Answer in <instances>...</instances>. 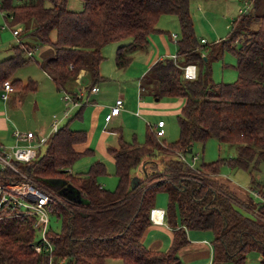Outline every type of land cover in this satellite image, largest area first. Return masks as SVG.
Instances as JSON below:
<instances>
[{
	"label": "trees",
	"instance_id": "obj_1",
	"mask_svg": "<svg viewBox=\"0 0 264 264\" xmlns=\"http://www.w3.org/2000/svg\"><path fill=\"white\" fill-rule=\"evenodd\" d=\"M67 3L0 1L5 18L21 25L14 27L19 43L11 46L13 53L0 59V85L32 59L23 56L24 50L31 54L33 45L22 40L30 36L37 44L53 45V53L39 63L57 90L78 81L90 93L104 79L100 73L104 45L130 37L114 54L116 66L125 68L132 57L124 48L147 44L150 33L162 31L156 25L160 15L175 14L179 24L176 58H157L140 76L139 87L144 90L149 84L152 96L158 98H183L176 114L179 136L165 142L148 130L145 141L137 143L124 140L120 133L118 145L109 147L118 178L116 187L110 189L97 180L106 172L101 161L93 162L86 171L71 170L76 159L92 152L89 147H75L86 140V131L71 128V119L59 123L56 130L51 128L44 151L39 155L36 151L33 159L20 164L50 195L45 231L50 246L34 226L33 214L8 215L21 207L3 203L0 264H108L110 259L120 264H183L179 249L188 243L189 229L211 230V264H247L251 250L261 255L264 264V202L247 191L239 192L219 175L223 163L248 170L259 169L264 162V13L240 12L229 34L208 44L195 34L190 0H81L79 9ZM239 37L242 43L235 46ZM224 49L236 55L237 76L231 81H214L211 61ZM187 63L196 65L193 78L183 74ZM82 69L86 70L84 77L76 80ZM10 82L11 88L36 89L34 79L22 83L12 78ZM83 106L73 116H81ZM122 107L123 102L120 111ZM211 136L234 144L235 156L202 161L197 166L182 159L192 143L205 142ZM7 176L19 178L10 168L4 169L0 180ZM261 182L252 187L264 196ZM159 192L167 196L163 222L172 228V238L167 247L152 249L142 236L151 223L150 209ZM51 215L60 219L58 230L50 223ZM34 244L41 245L40 251Z\"/></svg>",
	"mask_w": 264,
	"mask_h": 264
},
{
	"label": "rangeland",
	"instance_id": "obj_2",
	"mask_svg": "<svg viewBox=\"0 0 264 264\" xmlns=\"http://www.w3.org/2000/svg\"><path fill=\"white\" fill-rule=\"evenodd\" d=\"M67 5L72 9L82 7L81 0H68ZM189 8L197 38H204L210 44L225 38L229 34L231 23L240 12L264 13V0H190ZM3 15L4 10L0 8V26L3 25L0 31V59L13 53L11 46L18 44L19 38L13 33L12 29L21 26L11 24L10 19L5 18ZM156 25L162 31L150 33L147 44L135 48H124V53L132 57L131 62L125 68L116 66L114 54L119 45L131 40L130 37L109 42L102 47L101 52L104 58L100 62V73L104 79L97 83L99 89L96 93H89V89L85 88L84 82L78 81H73L66 89L56 90L44 66L39 63L53 53V45H40L33 37H23L22 40L33 45L30 49L31 54L24 50L23 56L31 55L32 59L19 66L9 80L17 78L22 83H27L29 79H34L36 89L22 90L21 88L12 87L6 91L7 97L4 99L1 96L3 88L0 85V117L3 119L0 118V142L6 146L13 145L15 143L12 135L14 130H31L39 137L48 136L53 127V122L56 121L61 126L71 119L69 121L71 128L83 129L87 133L86 140L77 143L75 147L81 150L89 145L92 149V152L85 153L76 159L71 165V170L73 172L86 171L93 162L101 161L105 165L106 172L99 175L97 180L107 188H115L118 178L115 174L114 162L109 153L108 145L109 147L118 145L117 138L120 133L126 141L143 143L146 132L153 130L150 124H154L161 118L165 124L163 126L164 134L160 138H164V141L167 142L175 140L179 136L176 114L178 113L177 106L181 105L182 102L175 105L159 106L163 101L176 100L179 97L158 98L152 96L149 91L151 88L149 84V88L144 90L139 87L141 74L146 71V67L148 68L153 60H156L160 55L161 57L170 56V54L176 52V40L179 38L177 16L163 13ZM174 33L175 36H173ZM241 39L239 37L235 40V46L242 43ZM20 46L25 48L24 43ZM236 62V55L230 50L224 49L218 57L211 61L213 80H233L237 76ZM80 71L83 74V69ZM77 89H83V97L80 103H83L84 106L81 116H73L80 104L71 107V103H66L63 99L65 92L72 94ZM138 91L143 93L142 96L138 95ZM118 96L122 97L127 108L122 117H112L111 120L105 122L101 109L106 107L109 110ZM143 97H147L152 104H144L145 106L141 105V108H139L137 101L142 102ZM131 100L133 101V107L126 105ZM137 111H139V114H137ZM104 136L105 139H103ZM44 149L45 142H42L37 148L38 155ZM236 152L234 144L221 142L211 136L205 142L192 143L191 151H187L183 156L189 165L197 166L202 161L235 156ZM137 174H141L140 168H138ZM219 175L226 184L228 179L231 184L238 187L239 192L247 191L254 199H258L250 192V189H253L252 184L258 180L262 181L261 184L264 185V162L259 164V169L250 167L248 170L239 167L233 168L223 163L220 166ZM166 199L165 193H158L156 206L165 209ZM50 223L56 230L60 228V219L53 215L50 216ZM195 230L196 232L205 231L207 234L204 232L200 236L203 235L204 240L211 244V230ZM36 236L38 238L39 232ZM260 259L261 255L255 250L247 253V264H262ZM116 263L120 264V261L117 259L108 261V264ZM192 264L197 263L193 262ZM222 264L233 263L232 261H226Z\"/></svg>",
	"mask_w": 264,
	"mask_h": 264
},
{
	"label": "built area",
	"instance_id": "obj_3",
	"mask_svg": "<svg viewBox=\"0 0 264 264\" xmlns=\"http://www.w3.org/2000/svg\"><path fill=\"white\" fill-rule=\"evenodd\" d=\"M3 25L0 26V30ZM14 34H17V29H12ZM204 39H202L203 41ZM30 54V51H28ZM173 59L176 58L175 54L171 56ZM183 74L186 78H193L196 75V65L194 63H187L184 65ZM3 91L1 93L2 98L7 97V90L11 89L10 80H5L3 82ZM98 87L96 85L90 88V92L93 93L97 91ZM83 97V89L77 90L74 94L66 93L63 95V99L66 103H71L70 106L81 104V99ZM88 99V98H87ZM123 99L121 96L115 99V103L111 105L109 111L104 115V120L107 122L111 118L118 114L122 105ZM57 122H53L52 130H56ZM153 127L152 132L156 137H161L163 135V125L164 120L158 119L154 124H150ZM15 143L11 146H6L0 142V175L3 174L5 168H10L14 171L19 178H12L7 176L6 179L0 180V208L3 203L10 204L12 207L20 208V211H15L14 213H9L8 215H18L19 213L33 214L35 216L34 226L39 227L42 240L47 242L45 237V231L47 229L48 223V212L46 209V204L50 200V195L47 191L36 185L27 174V171L20 167V164L27 163L33 159L36 155L37 148L42 142L45 141V136H38L34 131H20L14 130L12 132ZM182 159L184 156L181 155ZM186 161V160H185ZM250 192L256 196L259 200L264 202V196H261L256 190L250 189ZM150 219L155 223H163L164 208L153 207L150 209L149 213ZM50 246V245H49ZM36 251H40L41 245L34 244Z\"/></svg>",
	"mask_w": 264,
	"mask_h": 264
},
{
	"label": "crops",
	"instance_id": "obj_4",
	"mask_svg": "<svg viewBox=\"0 0 264 264\" xmlns=\"http://www.w3.org/2000/svg\"><path fill=\"white\" fill-rule=\"evenodd\" d=\"M170 55H172V54H170ZM158 57L160 58L161 55L158 56ZM153 61H155V60H153ZM147 69L148 68L146 67V70ZM85 71L86 70L83 69V72H85ZM82 75L84 77L85 74H82V71H80L78 77L76 78V80H78L79 78H83ZM98 89H97V91H98ZM97 91H95L93 93H96ZM138 95L139 96H142L141 92L138 91ZM53 96L55 97V94ZM181 102L183 103V98L182 97H179L176 100L163 101V102H161V104L159 106H161V105H175V104L181 103ZM137 103L139 104V106H138L139 108H141V105L145 106L144 104H152L148 100L147 97H143L142 102L139 100V101H137ZM182 103H181V105L177 106L178 112H179V110H180V108L182 106ZM126 105H130L131 107H133V101L131 100L129 102V104L126 103ZM126 108L127 107L125 106L124 100H123V107H122L121 111L117 115H114L113 117H122L123 116V112L125 111ZM108 111L109 110L106 107L103 108V109H101V112L103 114L102 116H104ZM137 112L136 113L139 114V111H137ZM57 124H59V123L57 122ZM163 134H164V132H163ZM103 139H105V136L103 137ZM117 140H118V138H117ZM87 147L91 148L89 145H87L85 148H87ZM108 150H109V145H108ZM109 153H110V155H111V157L113 159V156H112V153H111L110 150H109ZM103 186L104 187H107L105 185H103ZM159 193H161V192H159ZM157 196H158V194H157ZM157 196H156V200H157ZM156 200H155V206H156ZM166 201H167V199H166ZM204 232L203 231L196 232L195 229H189L188 230V238H189V241H188L187 244L183 245L179 249V255H180V257H181V259L183 261V264H192L193 262H195L197 264H211V255H212V247H211V244L207 240H204L205 238L202 237L203 235L200 236V234H203ZM171 238H172V228L169 225H167L164 222L163 223H153L152 222V223H150L147 226V228H146V230H145V232H144V234L142 236V241L149 248H152V249H163V248L167 247L170 244Z\"/></svg>",
	"mask_w": 264,
	"mask_h": 264
},
{
	"label": "water",
	"instance_id": "obj_5",
	"mask_svg": "<svg viewBox=\"0 0 264 264\" xmlns=\"http://www.w3.org/2000/svg\"><path fill=\"white\" fill-rule=\"evenodd\" d=\"M187 151H188V152H189V151H191V146H190V147H188Z\"/></svg>",
	"mask_w": 264,
	"mask_h": 264
}]
</instances>
